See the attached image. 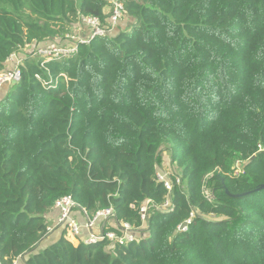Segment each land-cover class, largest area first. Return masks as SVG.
<instances>
[{"label":"trees","instance_id":"16d2710c","mask_svg":"<svg viewBox=\"0 0 264 264\" xmlns=\"http://www.w3.org/2000/svg\"><path fill=\"white\" fill-rule=\"evenodd\" d=\"M117 1L113 34L43 67L25 57L0 100V264H264V0ZM107 6L0 0V72L82 18L106 26ZM164 145L181 181L170 194L155 179ZM167 195L135 242L62 235L35 253L63 197L140 229V207Z\"/></svg>","mask_w":264,"mask_h":264},{"label":"built area","instance_id":"2783aa9c","mask_svg":"<svg viewBox=\"0 0 264 264\" xmlns=\"http://www.w3.org/2000/svg\"><path fill=\"white\" fill-rule=\"evenodd\" d=\"M108 6L110 7V11L108 12L109 18L107 20L106 26H102L101 23L94 18H82L78 24L82 23V25L88 30V37L85 39H76L72 40L71 35H67L65 38L69 41L66 44H36V49L34 52V57L38 60L37 62L41 67L45 64L51 62H60L64 60H68L73 58L78 51L79 44H88L90 40L96 37H105L107 35H111L116 31L117 26L121 22L124 14V6L121 2L117 0H107ZM35 45V44H33ZM29 45V46H33ZM29 46L25 47L28 48ZM15 55V54H13ZM11 56L6 62L12 60L14 56ZM25 57L22 59H16L15 66L12 70L7 72H0V88L3 85H10V87L16 85L20 81V70L19 67L23 63ZM6 64V63H5ZM42 82L44 87L49 86L51 80H41L38 76H35ZM239 174L242 170H238ZM235 175H238L235 172ZM174 179V182L172 181ZM155 179L161 183L168 194H170L174 184L179 185L181 183L180 177L177 174L168 175L167 173L163 172L159 174L156 171ZM165 202L161 204H154L151 201H146L140 207V220L142 222V226L139 229L133 228L132 226L124 223H119L114 219V214L112 209L103 210L98 212L93 218H88L86 212L79 208V206L70 198V197H63L59 201L56 202L54 209L57 213L55 227L48 226L45 232V235L42 237V240L51 234L56 229L61 230L63 232V236L69 240H75L76 244L82 242L85 245L94 244L103 240H108L110 243H116L120 246L127 245L129 243L135 242L138 238H136L135 233H139L138 230H145L146 229V220L149 216L150 212H160V213H167L172 209V204L168 195ZM205 198L209 201L212 199V193H209L207 190L205 191ZM79 212L85 224L81 226L76 218V213ZM194 214H191L190 218L180 224L177 227L178 233H185L190 226ZM100 223H105L102 231L99 234H95L92 230ZM108 222H112L110 227L106 226ZM56 228V229H55ZM82 229L87 232V236H82ZM113 229V230H112ZM17 261H14L13 264H17ZM22 260V259H21Z\"/></svg>","mask_w":264,"mask_h":264},{"label":"rangeland","instance_id":"374dc122","mask_svg":"<svg viewBox=\"0 0 264 264\" xmlns=\"http://www.w3.org/2000/svg\"><path fill=\"white\" fill-rule=\"evenodd\" d=\"M106 3H107V0H106ZM107 5H108V3H107ZM107 10H108V12L110 11V7L109 6H107ZM127 24L128 23L125 22V26ZM69 35L73 36L72 40H71L72 42H73V40H76V39H79V38L85 39V38H87L89 36L88 35V30L82 25V23L78 24L76 26V28L72 29L70 31ZM68 42L69 41H67L66 38H59V39H57V41H54V44H66ZM35 49H36V45L29 46L28 48H24L20 52H18L15 55H13L14 57L12 58V60L6 62L5 68H4L3 71L7 72V71L12 70L14 68L15 64H16L15 63L16 59H22L23 57H29L33 61L37 62L38 59L36 57H34ZM9 89H10V85H3L0 88V100L3 99L6 96V93L8 92ZM242 164H244V163H242V161H239V160L236 159L234 162H232L230 164V169H232L234 174H235V172H237V174H239L238 170L239 171L242 170ZM156 166H157V171L159 172V174H161L163 172L167 173L168 175L178 174L175 165H173L171 163L170 153H169L167 145H164L163 148L160 150V152L158 154V159H157V162H156ZM208 178L210 179V176ZM206 187H207V191L209 193L213 192L212 187L210 186V184H209V186H206ZM98 223H99V221L97 222V224ZM84 224H85V222H84ZM86 236H83V237H86ZM71 242L76 245L75 240H72Z\"/></svg>","mask_w":264,"mask_h":264},{"label":"crops","instance_id":"0c3cea01","mask_svg":"<svg viewBox=\"0 0 264 264\" xmlns=\"http://www.w3.org/2000/svg\"><path fill=\"white\" fill-rule=\"evenodd\" d=\"M106 9H107V7H106ZM106 14L108 15V10H107ZM120 26H119L120 28L126 27L125 24H122V23H121ZM54 41H57V39L47 40V41H44V42L39 43V44H48V43H52ZM56 217H57L56 211L54 209H51V211L46 215V220H47L48 226L55 227ZM76 218H77V221L79 222V224L81 226H83L84 225V219H83L82 215L79 212L76 213ZM106 224H107L106 226L110 227L112 225V222H108ZM104 226H105L104 222L100 223L92 230V232L95 233V234H99L102 231ZM81 233H82V236H86L87 235V232L84 229H82ZM62 235H63V232L61 230L56 229L55 231H53L51 234H49L47 237H45L38 244V246L35 249V253H37L39 251H42L43 249L47 248L51 244L55 243ZM17 264H24V262H22V260L20 259Z\"/></svg>","mask_w":264,"mask_h":264},{"label":"water","instance_id":"95a60500","mask_svg":"<svg viewBox=\"0 0 264 264\" xmlns=\"http://www.w3.org/2000/svg\"><path fill=\"white\" fill-rule=\"evenodd\" d=\"M264 153V152H263ZM254 157L250 158L249 162L253 161ZM261 189H264V185L261 186Z\"/></svg>","mask_w":264,"mask_h":264}]
</instances>
